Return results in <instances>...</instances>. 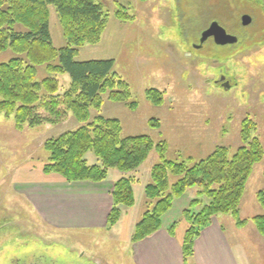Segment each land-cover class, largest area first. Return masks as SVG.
Masks as SVG:
<instances>
[{
  "label": "rangeland",
  "instance_id": "1",
  "mask_svg": "<svg viewBox=\"0 0 264 264\" xmlns=\"http://www.w3.org/2000/svg\"><path fill=\"white\" fill-rule=\"evenodd\" d=\"M99 1L109 12L105 30L97 43L81 46L76 59H112L113 71L127 82L135 105L131 108L128 102L110 100L106 90L101 93L99 110H89V120L98 114L116 118L122 136L147 134L155 142L166 141V157L174 160L202 158L217 146L227 147L232 154L242 144L241 124L247 120L255 126L250 136L259 139L264 151V0ZM116 2L126 6L134 19L119 20L114 14ZM244 14L251 17L247 25L241 22ZM212 21L235 35L237 42L220 45L209 37L195 48ZM49 29L53 45L64 46L53 6H49ZM13 56L10 50L0 52V63ZM50 75L44 66L37 67V80ZM57 78L62 92L70 77L63 72ZM149 88L164 92L162 104L156 106L146 98ZM150 119H156L157 125L152 126ZM79 125L68 112L57 124L17 129L12 118L0 113V264H24L35 256L41 264H134L132 244L138 241L131 237L146 208L143 187L150 179V167L159 159L155 151L140 166L141 182L133 187L135 209L106 229L51 225L40 219L20 189L18 180L28 169L34 173L46 161L44 141ZM86 158L88 163L97 162L92 152ZM263 168L264 153L253 166L241 199L239 216L246 223L238 225L231 215L219 213L206 225L219 221L238 264H264V243L250 220L262 213L256 192L264 189ZM114 171L109 175H115ZM196 192L187 189L173 201L168 214L172 219L164 218L167 232L175 222L171 236L182 232L183 237L186 208L192 213L200 210L201 205H190ZM201 197L202 204L207 202ZM162 223L152 234L163 228Z\"/></svg>",
  "mask_w": 264,
  "mask_h": 264
},
{
  "label": "trees",
  "instance_id": "2",
  "mask_svg": "<svg viewBox=\"0 0 264 264\" xmlns=\"http://www.w3.org/2000/svg\"><path fill=\"white\" fill-rule=\"evenodd\" d=\"M49 6L55 9L66 42L62 47L52 42ZM108 13L99 0H0V52L10 50L15 54L0 63V113L12 118L17 129L57 124L68 112L73 114L80 123L77 128L44 141L48 155L42 172L57 174L67 182H100L109 169L121 172L111 190L107 228L118 220L123 206H134L133 186L141 182L140 166L155 151L159 159L150 167V179L143 187L146 208L131 240L139 241L157 231L173 201L195 188L197 197L190 205L201 208L196 213L187 208L183 211L187 228L181 250L183 264H196L192 261L193 241L212 216L229 214L238 225L246 223L247 219L239 216V207L253 166L263 157L262 144L250 136L255 126L245 120L240 130L242 144L232 154L227 147L217 146L202 158L174 160L166 157V141L155 142L147 134L122 136L116 118L98 114L89 120V110H99L101 93L106 90L110 100L128 102L131 108L135 105L130 101L127 82L113 71L112 59H76L81 46L100 40ZM114 14L122 21L134 19L119 2ZM38 66L52 75L37 80ZM63 72L70 81L59 92L57 74ZM145 95L156 106L163 103L164 92L157 88L147 89ZM149 123L156 126L157 120L150 119ZM87 152L93 153L96 163H88ZM262 173L264 178V168ZM201 196L207 199L204 204ZM256 201L262 213L250 220L264 243V189L256 192ZM174 227L175 222L168 228L170 235Z\"/></svg>",
  "mask_w": 264,
  "mask_h": 264
},
{
  "label": "crops",
  "instance_id": "3",
  "mask_svg": "<svg viewBox=\"0 0 264 264\" xmlns=\"http://www.w3.org/2000/svg\"><path fill=\"white\" fill-rule=\"evenodd\" d=\"M31 169H28L30 172L27 174L24 172L25 175L18 181L20 189L34 205L41 220L71 230L106 227L112 203L111 190L121 172L109 169L115 170V175H109L108 171L106 179L100 182H67L57 174L43 173L40 164L37 165L36 172L32 173ZM135 205L136 201L132 208H121L120 222L122 216L132 213ZM170 211L162 217L163 228L160 231L132 244L131 258L134 264H183L180 248L182 232L171 236L165 230L167 225H164V218L168 217L172 212ZM218 222L210 223L195 238L192 256L194 263L238 264L228 240L229 236L220 229ZM128 224L129 221L124 225ZM128 239L130 240L129 237Z\"/></svg>",
  "mask_w": 264,
  "mask_h": 264
},
{
  "label": "water",
  "instance_id": "4",
  "mask_svg": "<svg viewBox=\"0 0 264 264\" xmlns=\"http://www.w3.org/2000/svg\"><path fill=\"white\" fill-rule=\"evenodd\" d=\"M241 22L243 25H247L251 22V17L247 14L242 15ZM213 37L216 44H233L237 41V37L228 33L223 26L216 21H212L208 28H206L200 36L199 41L202 43L207 38Z\"/></svg>",
  "mask_w": 264,
  "mask_h": 264
},
{
  "label": "flooded vegetation",
  "instance_id": "5",
  "mask_svg": "<svg viewBox=\"0 0 264 264\" xmlns=\"http://www.w3.org/2000/svg\"><path fill=\"white\" fill-rule=\"evenodd\" d=\"M211 38L213 39L212 36H211ZM193 46L195 48H200L201 47V42L199 44H194ZM24 264H41V263L37 260V257L35 256L33 260H29L28 262H26Z\"/></svg>",
  "mask_w": 264,
  "mask_h": 264
}]
</instances>
